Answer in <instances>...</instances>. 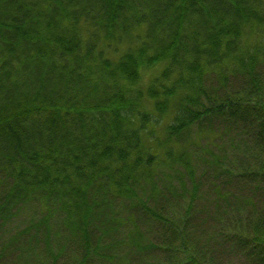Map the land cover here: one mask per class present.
I'll use <instances>...</instances> for the list:
<instances>
[{"label": "trees", "instance_id": "obj_1", "mask_svg": "<svg viewBox=\"0 0 264 264\" xmlns=\"http://www.w3.org/2000/svg\"><path fill=\"white\" fill-rule=\"evenodd\" d=\"M234 257L264 264V0H0V264Z\"/></svg>", "mask_w": 264, "mask_h": 264}, {"label": "rangeland", "instance_id": "obj_2", "mask_svg": "<svg viewBox=\"0 0 264 264\" xmlns=\"http://www.w3.org/2000/svg\"><path fill=\"white\" fill-rule=\"evenodd\" d=\"M146 76V75H145ZM217 143H219L218 141H216V144ZM216 152V150H213V147L211 148V150L209 151V153L211 154V153H215ZM159 253H161L160 251H157V255L155 254L154 255V260L155 261H159V262H161L162 263V261H161V256H159ZM162 255V254H161ZM149 259V257L146 259V260H148ZM233 262H234V264H245V262H244V260L242 259V258H238V257H234L233 258Z\"/></svg>", "mask_w": 264, "mask_h": 264}]
</instances>
